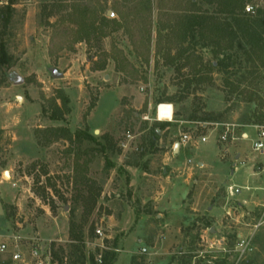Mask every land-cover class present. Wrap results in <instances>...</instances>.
I'll return each mask as SVG.
<instances>
[{
  "label": "rangeland",
  "instance_id": "1",
  "mask_svg": "<svg viewBox=\"0 0 264 264\" xmlns=\"http://www.w3.org/2000/svg\"><path fill=\"white\" fill-rule=\"evenodd\" d=\"M150 1L149 17L126 0H0L14 8L0 67V264L14 251L34 264L32 247L43 264L106 253L112 264H264V157L242 138L264 125V67L231 94L226 79L237 85L249 64L224 74L212 48L177 33L192 2L215 6ZM102 17L114 24L99 31ZM203 66L205 84L187 86ZM60 94L69 114L51 120ZM60 128L72 143L48 136Z\"/></svg>",
  "mask_w": 264,
  "mask_h": 264
},
{
  "label": "trees",
  "instance_id": "2",
  "mask_svg": "<svg viewBox=\"0 0 264 264\" xmlns=\"http://www.w3.org/2000/svg\"><path fill=\"white\" fill-rule=\"evenodd\" d=\"M126 1L129 2V4H134L136 10L139 11L141 9V11H146L150 17L152 12L150 0ZM202 2H205L207 5H214V11L212 14H209L206 10L203 11L201 6L192 2L190 4L191 10L183 14L177 23V33L180 36V43L185 44L186 42L190 43L197 41V44H202L203 47L212 48L215 56H221L217 66L224 74H227V70L236 64L237 61L239 66L244 62L245 64H249L251 69L248 71V77H242L243 80L238 81L237 85L228 83V79H226V85L229 86L230 93L232 94L238 90L240 84L243 82L249 79H253L252 81L257 80L258 77L256 76H258L260 68L264 67V8L258 7L252 13H246L245 9L248 4H250V0H202ZM13 13V3H7L0 7V23L2 26V30L0 31V67H4L8 64L9 58L3 36L6 34V28L10 23ZM111 24H114L113 20L102 17L99 31L109 27ZM185 52L186 49H181V55H184ZM212 68L204 67L203 71L201 69L196 71L193 78L187 81V86L192 82L198 86L205 84L206 77L204 78V76L208 75ZM252 81L250 84H252ZM252 97H255L254 94L248 93L247 100L251 102L253 100ZM59 99L61 108H55V113L50 117L51 120H63L64 116L69 114L68 98L60 94ZM191 120H194V118L192 117ZM203 121L218 122L217 119L212 116L203 119ZM259 124L260 123H258V125ZM163 126L162 123H156L154 125L151 130L153 139L157 137V130ZM47 132L48 136L53 139L55 138V140L64 139L66 142H73L69 131L64 128L50 129ZM75 138L78 139L79 143L83 140L98 143L94 137L87 132H81L76 135ZM105 141L109 144V139ZM97 146H99V144ZM100 146L101 151H104L105 147L101 144ZM89 195H86L85 198L89 203L91 202L92 208L98 193L94 192V194L90 193ZM75 202H78V200H75ZM78 233L77 236H74L73 230L70 232L72 238H74L73 240L77 241L79 244H83L82 233ZM80 257L82 260L84 259L83 255ZM113 259L114 253H106L102 255L101 264H112ZM89 260L91 264H97L92 255L89 257Z\"/></svg>",
  "mask_w": 264,
  "mask_h": 264
},
{
  "label": "built area",
  "instance_id": "3",
  "mask_svg": "<svg viewBox=\"0 0 264 264\" xmlns=\"http://www.w3.org/2000/svg\"><path fill=\"white\" fill-rule=\"evenodd\" d=\"M254 7L253 6H247L245 11L246 13H252L254 11ZM171 106V105H170ZM172 107V106H171ZM158 109V108H157ZM173 115V112L171 110V117ZM171 121V119H170ZM254 137H248L247 134L243 133L242 138L247 140L250 144V148L253 152L259 153L262 157H264V125H255L254 127ZM228 130V128H227ZM234 139V138H233ZM190 140V137L183 135L180 139L181 144H186L188 141ZM230 138L229 136L224 133L223 135L220 136V142H227L229 141ZM206 141L205 138L201 139V142L204 143ZM96 235L99 239L103 238V233L101 232V230H96ZM240 248L239 251H243V244L241 243L239 245ZM104 247L101 246V249H103ZM6 252V245H4L3 243H0V254H4ZM43 249H38V247H32L31 251H30V255L33 258V260L35 261L34 264H43L42 262V257L44 256ZM141 253L144 254L146 253L145 249L141 250ZM95 258V261L97 264H101L102 262V256L101 255H97ZM22 261V254L19 251H14L11 254V262L13 264H17L18 262Z\"/></svg>",
  "mask_w": 264,
  "mask_h": 264
},
{
  "label": "crops",
  "instance_id": "4",
  "mask_svg": "<svg viewBox=\"0 0 264 264\" xmlns=\"http://www.w3.org/2000/svg\"><path fill=\"white\" fill-rule=\"evenodd\" d=\"M206 142V141H205ZM184 150H186L185 149V145H183V144H178V146H177V151H176V155H180L181 153H184ZM236 158H238V155L236 156ZM131 186V185H130ZM239 192V191H238ZM115 264V263H114ZM117 264V263H116Z\"/></svg>",
  "mask_w": 264,
  "mask_h": 264
},
{
  "label": "water",
  "instance_id": "5",
  "mask_svg": "<svg viewBox=\"0 0 264 264\" xmlns=\"http://www.w3.org/2000/svg\"><path fill=\"white\" fill-rule=\"evenodd\" d=\"M54 78H61V75L58 74L56 71L52 72Z\"/></svg>",
  "mask_w": 264,
  "mask_h": 264
},
{
  "label": "bare ground",
  "instance_id": "6",
  "mask_svg": "<svg viewBox=\"0 0 264 264\" xmlns=\"http://www.w3.org/2000/svg\"><path fill=\"white\" fill-rule=\"evenodd\" d=\"M6 176H7V174H6Z\"/></svg>",
  "mask_w": 264,
  "mask_h": 264
}]
</instances>
